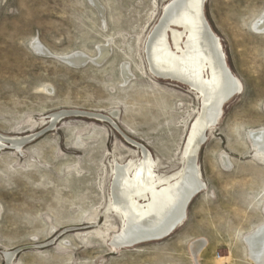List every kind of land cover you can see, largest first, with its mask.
Masks as SVG:
<instances>
[{
	"label": "rangeland",
	"instance_id": "rangeland-1",
	"mask_svg": "<svg viewBox=\"0 0 264 264\" xmlns=\"http://www.w3.org/2000/svg\"><path fill=\"white\" fill-rule=\"evenodd\" d=\"M95 1L0 0V134L28 136L20 148L0 143V264H254L244 238L263 221L264 161L248 132L264 131V33L250 24L264 0L205 1L242 90L207 130L197 156L206 188L185 220L165 238L117 249L112 169L140 158L125 136L150 151L157 174H178L200 99L149 71L144 45L169 0ZM100 46L108 55L97 62L61 60L95 58ZM197 240L204 246L193 254Z\"/></svg>",
	"mask_w": 264,
	"mask_h": 264
},
{
	"label": "bare ground",
	"instance_id": "bare-ground-1",
	"mask_svg": "<svg viewBox=\"0 0 264 264\" xmlns=\"http://www.w3.org/2000/svg\"><path fill=\"white\" fill-rule=\"evenodd\" d=\"M205 1L169 0L147 36L144 46L149 71L158 78L169 79L194 90L199 95L200 108L188 128L181 152L184 162L178 174H157L150 151L124 135L139 150L140 158L137 163L132 160L115 162L112 169L109 197L122 218L120 230L110 237V244L116 249L165 238L185 220L189 202L206 188L200 177L197 156L201 144L207 139V130L217 125L225 104L242 90L240 80L226 63L218 36L206 19ZM250 25L255 32L264 33V11ZM31 44L35 51L47 53L37 39H33ZM107 55V46H100L95 58L80 51L62 57L75 66L86 59L97 62ZM131 75L127 65H122L124 83ZM96 117L102 121L108 119L102 115ZM248 137L255 149V158L264 161V131L250 130ZM27 138L0 134V143L4 144L5 139L20 148ZM227 158L225 153L222 154L221 163L225 167L229 166ZM244 239L252 262L264 264V217ZM191 246L192 253L198 254L204 241H194ZM13 255L6 253V261L10 262Z\"/></svg>",
	"mask_w": 264,
	"mask_h": 264
},
{
	"label": "water",
	"instance_id": "water-1",
	"mask_svg": "<svg viewBox=\"0 0 264 264\" xmlns=\"http://www.w3.org/2000/svg\"><path fill=\"white\" fill-rule=\"evenodd\" d=\"M61 60L64 61V62H66V63H68V64H70V65H74V64L70 63V62L67 60L66 57H62ZM89 60H90V59H88V60L86 59L84 62L80 63L79 65H82V64L86 63V62L89 61ZM79 65L75 64V66H79Z\"/></svg>",
	"mask_w": 264,
	"mask_h": 264
}]
</instances>
